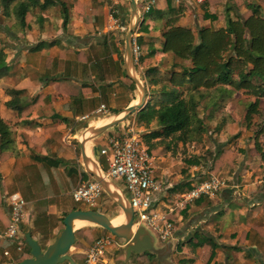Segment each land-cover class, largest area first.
Returning <instances> with one entry per match:
<instances>
[{"label": "crops", "instance_id": "obj_1", "mask_svg": "<svg viewBox=\"0 0 264 264\" xmlns=\"http://www.w3.org/2000/svg\"><path fill=\"white\" fill-rule=\"evenodd\" d=\"M79 1L81 3L84 2L86 10L91 5V2L87 0ZM136 1L137 7L139 8L140 2L139 0ZM170 1L173 6L172 14L169 12L167 0H158L152 7L157 8L152 9L151 13L145 17V19L144 15H142L141 19L139 17V21L142 22L144 20L143 22L148 27V31L140 32L138 35L142 36L143 41L152 43L154 48L153 54L149 59V65L158 64L161 58L168 54L160 50L162 46L161 32L166 18L170 15H178L177 24L190 27L193 30H195L196 24L199 26L224 25L223 19L215 21L202 19L198 21L197 15L201 14L203 9L202 6L197 3L187 4L181 2L188 8L182 5L183 7L179 11L181 3L174 0ZM253 1L256 2L258 0H248V2ZM62 3L59 0H40V6L32 7L26 13V26L23 30L24 33L26 30L24 38L29 41V45L24 48L21 53L14 49H10L8 52L3 47H0V50L4 51L6 55L5 61L7 65L5 74L0 76V118L8 125L10 139L12 140L11 143L0 148V178H3L2 171L7 169L9 164L10 166L15 162L18 164L20 159L28 165L40 163L42 166L44 163H47L48 166H57L63 164L64 158L62 153L60 152L57 158L48 156L47 150H42L43 143L51 137L50 135L53 132H55V135L62 133L63 136V134L67 133L65 132V127L68 124L74 126L75 121L81 117L87 118L88 112L85 109L91 107V104H88L89 100L100 97L101 93L102 95L109 94L105 92V89L111 91L110 87H113L112 85L110 86L113 80L107 79L106 77L108 74L107 71L104 70L99 73V75H96V73H94V70H96L95 68H93V71L89 69L91 62H94V56H91L92 60H89L87 57L89 55L90 45H92V43L102 44L105 37V34H103V40L94 39L92 34L88 33V31L106 26L107 14H109L108 7L106 9L107 11H105L106 14L104 12V14L102 12H95L92 15H88V13L85 14V16H79L75 12L77 4L72 2V0L64 2V5ZM190 5L193 7H189ZM115 6L121 5L115 4ZM35 8H38L39 11L34 14L33 10ZM92 8L94 9V5L91 6L90 11ZM120 8L122 9L119 10L123 11V7L121 6ZM224 8V0H220L208 5L206 9L212 14H223ZM245 9L244 7L243 10ZM111 11H113V9ZM64 17H66L65 23H63ZM120 22L122 23L121 17ZM35 33H37L39 37L34 40L32 36ZM84 36L88 37L84 43H81L79 40V46L77 45L78 43L74 44L73 40H78L79 37L81 38ZM94 40L97 41L94 42ZM146 53L147 50L141 48V54L145 55ZM105 57H107V59L112 57L109 63L116 67V80L120 81V83H126L128 77L125 71L123 74L122 68L124 70V65L123 67L121 66L117 51L115 53L108 52L106 56H102V58ZM136 68H138V71ZM144 69V66H137L136 62H134V70L138 72L139 75L136 74L145 86L146 104L150 102L152 97L149 93L150 85H148L143 78ZM88 76L93 80H89ZM96 76L98 78L94 80ZM122 86L124 87V85ZM131 87L132 86H128L122 105L119 108H113L112 115H115L116 112H120L125 106L136 102L138 91L136 86ZM81 90H83L82 93H80ZM234 92L236 93L239 91ZM11 98L23 102L24 105H27L24 109H30V112L28 114H18V111L15 109L7 107L6 101ZM221 100H223V98ZM248 100L249 98L246 103ZM262 100L263 99H261V101ZM220 101L218 105L221 103ZM203 105H206V101ZM203 108L205 109V107ZM133 115L135 116V113ZM96 118L99 119L98 116ZM102 120L103 119L97 120L94 125L100 123ZM125 121L126 122H120L121 125H128L130 123L136 124L134 120L133 122H129L128 118H126ZM83 123H85V120ZM118 125L119 123L114 125L113 128H116ZM84 126L86 127V124H84L82 128ZM140 128L145 130L142 126ZM105 131H108V129ZM18 139H21L22 142L18 141ZM93 139L94 137L85 142L84 149L88 157H90L88 150L91 151L92 155L90 158L104 173L107 168V159L105 156L97 154V150L104 144H100L99 148H94ZM89 142H91V144H89ZM53 151H55V148ZM250 151L251 154H244L243 157L238 159V164L234 171L236 175L232 176V181L229 184L225 182V185L213 195H202L200 198L192 201L193 203L190 202L195 206L209 203V201H211V204L209 203L208 206L205 205L203 210L199 211L193 224L186 226L185 230H188L189 234L187 236L184 234L185 239L182 242V252L185 255L179 258V264H264V161L260 159L254 147L253 151ZM80 160V165L83 166L81 149ZM18 169L20 170L21 167H18ZM222 169L219 171L222 172L224 170ZM256 171L257 173H261V176L256 174V176L251 177ZM87 174L88 176L85 178L82 171L79 180H89L91 175L89 173ZM226 177H228V175ZM111 181L114 182L113 180ZM119 182L123 187L120 180ZM0 185H2L4 189H2L3 194L1 195L6 201V204L0 211V251L2 250L4 256H10L11 251L13 252L14 249L16 253L23 249L24 251L26 250V233H30L31 237L37 240L31 232L32 227H35V232L37 231L36 233L40 235H42V230L38 227L40 225V223H38V218L34 219L35 214L34 216H29L26 209V205L28 206V203H30V206H32V202L36 201L37 198L34 197L33 200L28 199L27 196H24L19 190L8 191L1 181ZM13 192H18L25 201L22 221L19 226V231L24 242L20 250L16 248V244L13 241L3 237L9 220L7 215L6 196ZM49 196L50 195H45L43 197V199L46 200L45 206L48 207V209L42 215H38L40 219H47V217H49L47 214L51 215L57 212L56 203H51L52 200L48 199ZM73 209L74 207L71 210ZM33 221L36 224H33ZM203 236H206L208 240L214 242L216 247L207 250L204 245L202 246L203 248L200 245H195L203 239ZM175 238L177 239L176 236ZM5 240L11 243L9 244L8 242L9 245L6 247L9 248L7 249L3 248L2 245ZM37 242L41 250H44L40 242L38 240ZM172 246L170 249H164V252H169L164 262L160 261L156 256L161 264H170L167 259L171 253L170 250ZM109 248H113V246ZM201 248L203 251H206L207 254L204 259L199 255L201 253ZM210 250L213 251L211 257ZM4 251L8 253L5 254ZM188 254L191 256H187ZM9 262L16 261L9 260L5 261L4 264ZM68 263L77 264L73 260L72 262L68 261ZM106 263L107 257L105 255L104 264Z\"/></svg>", "mask_w": 264, "mask_h": 264}, {"label": "rangeland", "instance_id": "obj_2", "mask_svg": "<svg viewBox=\"0 0 264 264\" xmlns=\"http://www.w3.org/2000/svg\"><path fill=\"white\" fill-rule=\"evenodd\" d=\"M59 1L62 3V0ZM69 1L70 0H63L62 4L64 5V2ZM87 1L91 2V5L86 10L84 2L81 3L79 0H72V2L77 4V7H75V12L77 15L85 16V14L88 13V15H92L95 12H104L106 14L105 11H107L106 9L108 7L109 14H107L106 26H102L103 28L99 27V29L94 28L88 31V33L92 34L94 39L99 40H103L102 35L105 34L104 39L106 42L105 44L92 43V45L89 47L90 51L87 57L89 60H92L91 56H94V62H91L89 69L93 71V68H95L96 70H94V73H96V75H99V73L104 70L107 71L108 74L106 77L107 79L113 80L112 84H110V86L112 85L113 87H110L111 91L109 89H105V92L109 94L102 95L101 93L100 97L89 100L88 104H91V107L85 109L88 112L87 118L81 117L75 121L74 126L68 124L65 127V132L67 133L63 134V136L62 133L55 135V132H53L50 135L51 137H49L43 143L42 150L46 149L48 156L57 158L58 154L60 152L62 153L64 158L63 164H59L57 166H48L47 163H44L42 166L40 163L36 165H28L20 159L18 164L16 162L12 166L9 164V167L2 171L3 178H0V181L4 184L6 190H19L22 194H24V196L26 195L28 199L33 200L34 197L37 198L36 201L32 202V206H30V203H28V206L26 205V209L29 213V216H34L35 214L34 219L39 218L38 223H40V225L38 227L42 230V235L36 233L37 231L35 232V227H32L31 232L40 242L42 248L44 249L42 251H45L55 241L56 236L60 234L64 227L62 219L65 213L70 211L73 207L74 209H91L101 212L110 218V222L115 225L121 224L125 220L123 210L103 191V189L101 194L96 198L93 205L76 203L72 198L73 190L81 183L79 176L81 172L84 171L83 166L80 165L81 160L79 140L85 134V128L90 125L94 126V123H96V121L99 119L103 120L96 125L111 119L113 117V108H119L122 105V102L125 99V93L128 90V86H132L131 80L129 78H127L126 83H120V81L116 80V67L109 63V60H112V57H110V59H107V57L102 58V56H106L108 52L115 53L117 51L118 60L123 67L124 36L130 21L129 0ZM115 4L121 5L123 7V11H118L117 9L112 8ZM93 5L94 9L92 8L90 11L91 6ZM183 6L185 5L183 4ZM189 7L193 6L190 5ZM112 9L113 11H111ZM37 11H39L38 8H35L33 13L35 14ZM115 13H118L119 18L113 16ZM120 17L122 23L120 22ZM141 17L142 16L140 14V19ZM14 21L15 19L13 16L5 17L2 14L0 7V25L3 27L5 26L8 29L7 31L0 30V47H3L8 52L10 49H14L15 51L21 53L24 48L28 47L29 41L24 38L26 30L25 33L24 30H19L15 26ZM139 30H141L140 24H138L133 31V38L139 36ZM32 37H34L35 40L38 39L39 35L35 33ZM87 38L88 37L86 36L81 38L79 37L78 40H73V42L76 44L80 40L81 43H84ZM95 41L97 40H94V42ZM79 43L77 44L78 46ZM114 48H116V51ZM171 61V55L166 54L161 58L158 64L161 66V68H163V70H166L169 67ZM136 70L138 71V68H136ZM136 73L138 74V72ZM88 78L89 80H93L89 76ZM97 78L98 77L96 76L94 80H97ZM122 85H124V87ZM247 99V96L242 93V91H239L236 93L232 92L225 96L223 100L220 101L221 103H219V105L216 107L210 106L209 108L204 109L203 104L205 101L201 103L198 108V114L203 117L202 120L204 122L203 125H205V130L198 136L192 137L185 142L176 141L173 137L163 138L161 141L152 139L147 142L146 136L148 135V132L157 126L155 122H151L147 127H145V130L142 133V140L144 144L150 149L153 147H155L156 150L167 148L163 152L154 153L152 156L154 157L153 165L155 175L161 181V191L158 194V212L163 214L165 219L171 222L174 228L172 230L173 236L167 240H162L150 227H146V229L151 234L156 247H162L166 250L169 242L173 244L172 249L170 250L171 253L167 259L170 264H179V258L185 255L182 252V242L185 239L184 234H186V236L189 234V231L185 230L186 226L193 224V221L199 214V211L203 210L205 205L208 206L209 203L211 204V201H209V203L195 206L192 204V202L188 203L182 208H179L175 205L179 198V194L190 188L189 185H196L197 183L206 181L213 176H217L223 179L226 184H229L232 181V176L236 175L234 171L238 164V159L243 157L244 154H251L250 150L253 151L252 136L254 134V130L257 128V124L261 122L262 117L264 119V116L261 118L254 116L250 124L245 122L243 115L245 113ZM101 103L104 104L107 109V112L104 114H101V112L97 113L95 111ZM260 106L264 108V99L261 101ZM133 114L127 116L129 122H133V120L136 122V118ZM97 116L99 119L96 118ZM84 120L85 123H83ZM124 122L126 121L124 120ZM219 123L221 124L220 128L216 129ZM84 124H86V127L84 126L82 128ZM126 127V125H121V123H119L116 128H108V131L101 133L98 135V137H94V148H99L100 144H104L103 141H105L108 136L121 133ZM18 141L22 142L21 139H18ZM89 144H91V142H89ZM54 148L55 151H53ZM222 148L227 149L229 159L232 158V153L235 154L234 166L231 169L224 167V170L222 168H212L210 170V163L214 153ZM88 154L91 157L92 153L90 150H88ZM192 156H200L201 164L188 165L186 163V159L191 158ZM18 167H21V169L19 170ZM220 169L223 171L220 172ZM256 174L261 176V173H257L256 171L251 177L256 176ZM227 175L228 177H226ZM92 179V176H90L89 180ZM113 181L122 188L121 189L118 186L120 191H122L125 197L128 198L129 194L121 186L119 180L115 179ZM2 189L3 186L0 185V211L6 204L5 199H3L1 195L3 194L4 190ZM45 195H50L48 197L49 200H52V202H50L56 203L57 212L51 215L47 214L49 217L44 220L40 219L38 215H42L48 209V207L45 206L46 200L43 199ZM169 208L173 209L171 213L169 212ZM33 224L36 223L33 221ZM132 229L135 230V227L133 226ZM74 230L75 241L68 253L71 255L72 260L77 264H83L85 251L91 245L92 241L96 237L104 235H111L115 241L113 248H108L105 254L107 257L106 264H161L159 260H157L156 255L154 256L145 253H131L128 258H126V240L114 236L108 230L98 226L95 223H91L89 221H80L75 225ZM174 235L177 237V239ZM8 242V240L3 242V248H9L6 247L11 244L10 242L8 244ZM25 251L23 249L16 253L14 249L13 252L11 251L10 256H4L1 250L0 264H4L5 261L15 260V258L19 256V253L21 252H24L26 257L29 256V253H26ZM199 255L204 259L207 254L200 253ZM187 256L191 255L188 254ZM57 264L69 263L68 261H62L58 262Z\"/></svg>", "mask_w": 264, "mask_h": 264}, {"label": "trees", "instance_id": "obj_3", "mask_svg": "<svg viewBox=\"0 0 264 264\" xmlns=\"http://www.w3.org/2000/svg\"><path fill=\"white\" fill-rule=\"evenodd\" d=\"M215 1L220 0H205L200 3L203 12L197 15V20L223 19V26L196 24L193 30L177 24L178 15H170L166 18L161 32L160 50L172 57L166 70H163L159 64L149 65V59L154 51L153 44L143 41L141 35L135 37L140 49L147 50L145 55L139 54L136 65L144 66L143 78L150 85L149 93L152 97L149 103L147 102L135 112L136 125L144 128L151 122L157 125L148 132L147 142L152 139L161 141L168 137L185 142L198 136L205 130L203 117L198 114L200 104L206 101L205 108L216 107L222 98L234 91H242L249 98L245 106V122L250 124L254 116L260 118L264 116V108L260 106L261 99H264V0L256 2L224 0L223 14H212L206 8ZM182 5L183 3L179 11ZM36 6H40V0H0L2 14L5 17L13 16L15 26L19 30H23L26 26V13ZM167 6L172 14L173 6L170 0H167ZM120 7L114 5L112 8L119 10L122 9ZM244 7L245 10H243ZM151 10L152 8L144 14V19L151 13ZM113 16L118 17V13ZM143 21L139 31L147 32L148 27ZM65 22L66 17L63 19V23ZM0 30L7 31L8 29L0 25ZM105 42L104 39L102 44ZM5 58L4 51L0 50V76L6 72ZM122 71L124 74L123 68ZM131 85L135 87L132 81ZM6 106L18 111V114L30 112V109H24L27 105L15 98L6 101ZM220 125L219 123L216 129H219ZM9 133L8 125L0 118V148L12 142ZM252 137L254 150L264 161L263 117L257 124ZM147 149L153 155L167 148L156 150L155 147L150 149L147 146ZM231 155L232 158L229 159L227 149L217 150L209 169L224 167L231 169L234 166L235 154ZM186 163L199 165L201 164L200 156H192L186 159ZM83 175L85 178L88 176L85 171ZM189 187L192 186L189 185ZM25 245V252L28 253L29 247L26 243ZM195 245L201 247L204 245L207 250L216 247V244L208 240L206 236H203V239ZM202 248L201 253H206ZM210 251L211 257L213 251ZM144 253L155 256L148 251ZM19 254L14 261H20L26 257L24 252Z\"/></svg>", "mask_w": 264, "mask_h": 264}, {"label": "built area", "instance_id": "obj_4", "mask_svg": "<svg viewBox=\"0 0 264 264\" xmlns=\"http://www.w3.org/2000/svg\"><path fill=\"white\" fill-rule=\"evenodd\" d=\"M178 3L200 4L205 0H174ZM139 15L147 13L158 0H139ZM141 53L135 38L132 39V54L134 62ZM104 114L107 109L100 104L95 110ZM121 133L108 136L98 150V155L107 159L105 176L110 180L118 179L123 188L128 192L127 198L133 212V226L139 225L150 227L162 240L172 237L174 229L171 222L158 212V194L161 191V181L156 177L153 156L148 152L147 146L142 140L143 129L135 123L126 125ZM225 185V181L217 176L210 177L193 185L179 194L176 207L182 208L188 203L200 198L202 195H213ZM102 188L94 179L81 181L73 190L72 198L79 203L93 205L96 198L101 194ZM7 199L8 223L3 237L13 241L16 248H22L23 238L19 226L23 216L24 199L18 192L10 193ZM173 211L169 208V212ZM115 241L111 235L96 237L85 251L83 264H104L105 254ZM7 254V251H4Z\"/></svg>", "mask_w": 264, "mask_h": 264}, {"label": "water", "instance_id": "obj_5", "mask_svg": "<svg viewBox=\"0 0 264 264\" xmlns=\"http://www.w3.org/2000/svg\"><path fill=\"white\" fill-rule=\"evenodd\" d=\"M129 25L124 36V50H123V65L126 76L134 83L138 91V97L135 103L129 104L121 109L120 112L115 113L113 117L99 125L90 126L86 129L85 134L79 141L81 149V159L84 170L89 173L93 179L101 186L103 191L116 202L124 212L125 220L123 223L114 225L110 222V218L101 212L91 209H73L65 214L63 217V229L57 236L55 241L45 250L42 251L37 240L31 237L30 233L25 234V242L30 251L29 256L16 262H9L7 264H57L68 260L72 262L71 256L67 252L75 241V230L72 228V221L76 218L84 219L91 223L108 230L116 237L126 240L125 253L126 258L133 253L151 252L157 258L164 262L169 252H164V248L155 247L153 238L149 231L142 225L133 227V212L128 199L120 191L119 187L109 180L94 161L88 157L84 149V144L87 140L99 135L108 128L113 127L117 123L123 122L128 115L135 113L145 104L146 90L143 82L137 76L134 70V59L132 54V39L133 31L140 23L139 11L136 0H129ZM94 168H91V166ZM172 243L169 242L167 248L170 249Z\"/></svg>", "mask_w": 264, "mask_h": 264}, {"label": "bare ground", "instance_id": "obj_6", "mask_svg": "<svg viewBox=\"0 0 264 264\" xmlns=\"http://www.w3.org/2000/svg\"><path fill=\"white\" fill-rule=\"evenodd\" d=\"M91 168H94V166L92 165ZM80 221H86L84 219H79V218H76L72 221L71 225H72V228L75 229V225L80 222ZM115 225V224H114Z\"/></svg>", "mask_w": 264, "mask_h": 264}]
</instances>
